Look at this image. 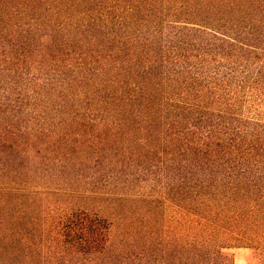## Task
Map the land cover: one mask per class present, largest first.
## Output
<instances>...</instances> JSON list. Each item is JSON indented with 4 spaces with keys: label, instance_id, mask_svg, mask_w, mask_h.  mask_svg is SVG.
Listing matches in <instances>:
<instances>
[{
    "label": "trees",
    "instance_id": "1",
    "mask_svg": "<svg viewBox=\"0 0 264 264\" xmlns=\"http://www.w3.org/2000/svg\"><path fill=\"white\" fill-rule=\"evenodd\" d=\"M262 107L264 0H0V264H264Z\"/></svg>",
    "mask_w": 264,
    "mask_h": 264
},
{
    "label": "rangeland",
    "instance_id": "2",
    "mask_svg": "<svg viewBox=\"0 0 264 264\" xmlns=\"http://www.w3.org/2000/svg\"><path fill=\"white\" fill-rule=\"evenodd\" d=\"M262 117L264 118V107H262ZM168 216L175 214L172 207L168 208ZM235 258V264H248V260L252 255V249L250 248H234L231 250Z\"/></svg>",
    "mask_w": 264,
    "mask_h": 264
}]
</instances>
